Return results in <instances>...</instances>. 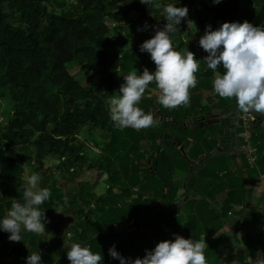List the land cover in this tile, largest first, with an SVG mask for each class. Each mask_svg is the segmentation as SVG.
<instances>
[{
	"label": "trees",
	"instance_id": "16d2710c",
	"mask_svg": "<svg viewBox=\"0 0 264 264\" xmlns=\"http://www.w3.org/2000/svg\"><path fill=\"white\" fill-rule=\"evenodd\" d=\"M179 1L181 7L188 8L189 14L198 16L202 8L205 10V16L200 19L202 35L205 34L206 26L211 25L212 30H217L224 22L243 23L247 20L254 26H264V0H228L218 4L213 3V0H199L198 3L195 0ZM158 2L161 4L159 9L149 6L144 13L143 7H139L142 4L140 0H75L70 6L77 8L78 13L75 15L67 13L61 7L56 11L54 4L59 6L63 3L62 0H0V96L7 95L11 103L10 110L0 125V220L5 217V208L12 204L14 194L16 199L22 200L23 195L14 192L19 184L16 176L23 172L24 164L32 165L35 160L40 162L42 157L49 155L58 159L56 169H64L63 171L69 172L77 164L85 165L82 163L86 160L84 144L77 139L81 129H97L107 134L103 149L115 158H118L115 151L124 143L121 136L123 132L126 131L134 139L135 134H131L130 129L115 126L106 100L119 94L117 86L124 83V77L131 71L136 69L139 75V65L148 67L150 63L155 66L150 60V54L141 52L140 46L155 34L157 27L163 28L166 23L162 7L172 3L174 5L177 0ZM130 10L139 12L136 24L131 21ZM147 14L151 16L147 17ZM135 32L139 33L133 39L135 43L128 49H122L128 41L127 36L134 35ZM184 36L181 33L180 39H184ZM68 63H75L78 71L70 72ZM202 76L198 80L199 87L212 90L209 78H212L213 70L206 65ZM86 79L90 84L85 85ZM219 105L223 112L233 105L237 107L236 100L233 104L231 100L220 101ZM210 110L211 108H207L204 110L206 113L201 111L194 116L196 120L192 125L204 123L199 115L205 116ZM235 112L227 117V121H223V127L225 130L228 126L233 128V142L240 143V139L243 144L242 138L238 136L241 122L236 123ZM237 112L241 111L238 109ZM261 118V115L256 114L254 121L250 123L251 128L260 124ZM250 135V142L256 148V153H259L264 148V143H261L258 132H251ZM175 143L176 141H172L173 145ZM108 157L106 153L108 162L99 169L108 174L107 188L98 196L102 202L94 201L95 206H90L93 199H89V192L93 191L89 187L76 195V200L79 201L75 214H79L82 220L77 222L74 231L81 240L80 244H88L91 238H96L94 244L88 245L93 253H100L101 256L105 255V249L100 246V240L107 231L111 236L114 233L111 240L116 238L119 241L114 245L115 249L122 248L125 252L128 250L129 240L133 241L131 234L134 237L139 234L137 228H134L138 226L137 223L147 228L154 226L151 220L143 219V214L149 213L148 210L158 214L168 205H173L177 199V187L169 178L160 174L155 161L154 169L146 168L140 174L131 175L125 172V177L124 171H110ZM199 159L202 160L201 157ZM245 161L247 163L246 157ZM92 166L93 164L90 165ZM255 167L256 159L255 166L248 168ZM190 170L188 163V171ZM194 178L192 173L188 174L187 181L191 182ZM133 187L137 188L135 192ZM113 188L118 191L114 192ZM49 189L50 198L40 206L41 211H45L48 216L52 214L51 208L55 202L63 203L59 193L54 194L58 190L54 183ZM148 192L161 200V207L147 205L146 199L142 197ZM133 193L136 197L132 198L126 208L113 206ZM230 206V201L225 200L219 213H226ZM84 209H87L88 215H83ZM87 216L94 219L90 221ZM61 219L62 217L59 221ZM131 220L135 221L129 225V230H114L115 223L125 225ZM59 221L53 222L49 230L45 231H51L53 236L49 240L45 239L41 250L38 245L44 238L36 240L30 233L21 232L23 241L8 247L10 234L0 230V251L3 257L9 255L12 258L10 262H6L0 257V264H15L19 252H26L31 246H36V253H42L44 264H57L59 255L63 254L56 253V244L63 234L62 230L65 231L68 227V224L62 225L63 220ZM126 234L130 236L122 238ZM172 236V239L176 238V235ZM136 239L138 241L139 237ZM220 256L218 249L214 252L215 262L211 264H225ZM250 256L254 258L253 254ZM250 261L244 264H253L254 259Z\"/></svg>",
	"mask_w": 264,
	"mask_h": 264
},
{
	"label": "rangeland",
	"instance_id": "374dc122",
	"mask_svg": "<svg viewBox=\"0 0 264 264\" xmlns=\"http://www.w3.org/2000/svg\"><path fill=\"white\" fill-rule=\"evenodd\" d=\"M62 1L63 3H60L59 6L54 4V6L56 7V11L61 7L63 8L62 10L66 11L67 13L75 15L78 13L77 8L70 7L71 4L75 2V0ZM198 1L199 0H195L196 3H198ZM221 1L223 3H226V1L228 0ZM129 4H131L130 1ZM174 5L181 7L179 0H177L176 4ZM139 7H143L142 12L144 13L149 8L146 4H140ZM164 7H162L161 9L162 13ZM129 14L131 17V21H133V24H136L139 12L130 10ZM205 14L206 13L203 8L200 10L198 16L188 13L187 19L183 20L180 25L176 26L177 30L172 35L173 47L176 50L183 52L185 49L188 48L189 51L195 54V58L200 61V70L196 73L197 81L203 77L202 74L204 72V68L206 67L204 57L208 55V53H206L202 49V47L199 46V40L203 36L200 32L202 30V24L200 23V19H202ZM147 15V17L151 16L149 14ZM188 21L191 22L188 24ZM181 33L185 35L184 39L182 40L180 39ZM138 34L139 33L135 32L134 35L127 36L128 41L122 49H128L133 43H135L133 39L135 35L137 36ZM185 37L189 41L188 45L184 42ZM141 62H143V60ZM67 65V68L70 72L76 73L78 71V67L75 63H68ZM141 65L138 66L139 74H142L144 68L146 67V65ZM146 68H148L150 72L155 71V66L150 65V63ZM209 80L211 81V77L209 78ZM84 83L85 85L90 84L87 79ZM122 84L123 82L117 86L118 92ZM204 91H207L206 95L210 94V99H204V97L206 96H202V92ZM159 94V89L156 87L155 82L154 84H149L143 98L141 99L138 105V107L142 108L146 114L151 112L154 116V119H156L158 123L152 127L140 130H136L132 127H128L127 129L125 128V130L130 129L131 134H135V137L134 139H132V137H130V135H128L126 131L123 132L121 136L124 140V143H122L121 148L118 151H115L114 153L118 156V158H115L113 155L103 149L105 145L104 142L107 139V134L102 133L97 129L90 130L85 127L81 129L77 138L78 141L83 142L84 144L83 153L86 160H83L82 163L85 165L81 166L77 164L76 166L70 168L69 172L63 171L64 169H56L58 159L54 156L49 155L42 157L40 162H37L35 160L32 165L24 164V168L22 170L23 172L16 176V180L19 182V184L17 185L16 192L14 193H20L21 195H23L27 179L33 173H36L41 177L39 182L40 188H51L54 183V185L58 188L57 192L54 191V194L59 193L60 197H62L63 199V203L55 202V205H52L51 213L53 215L51 214L48 216V214L45 213L47 221L45 224L49 228V226L52 225L53 222H58L59 218L62 217L60 221L65 220L63 221L64 225L68 223L67 231L69 235H71V238L74 239L75 237H77V234L75 233L74 229L78 225L77 222L80 223L82 220L79 214H75L78 211L77 202L79 201L76 200V195H78V193L80 192H85L84 190L86 189V187H89L93 191L89 192V199L91 200L90 197H92L93 201L102 202V199L98 198V196L99 194L104 193L106 190L101 189V187L107 188L106 177L108 174L104 171H100L99 169L103 168L107 164L106 162H108L106 161V153L109 155V164H111L110 171H112L113 169H119L121 171H124L125 177L127 176L125 172L131 175L132 173L140 174L144 172L146 168L154 169L153 161H155L157 163V169L159 170L160 174L162 176L165 175L166 178H169L173 185L181 187L182 191L183 183L181 185V182L189 173L188 163H191L190 168L192 171V175L194 176H196V170H199V164L201 162L203 163L206 160V164L209 169H217L218 171L222 169L227 171L228 169L225 163H227L228 161L226 157L222 155L220 156L219 152H215V150L216 148H218V150L221 149L224 151L225 148H229L234 143V130L225 131V128L220 123L224 120H222V118H218L220 117L219 111L217 114L211 115L208 118L214 119L217 117L216 119L219 120L217 122H214V124L209 127L200 125L193 126L192 119L194 118V116H197L199 113H201V111H203L204 113L205 109L212 108L213 105H217L216 101L214 102L213 100L214 96L215 100L218 97L223 102L226 100H231V104H233L235 98H221L213 91V89L202 90L197 82L196 87L191 90L189 107L179 106L175 109H167L158 103ZM10 107L11 103L8 96H0V125L6 118ZM200 108H202V110H200ZM237 110L238 109L234 110L236 111L235 113H237ZM211 114H213V111ZM231 115L232 114H230L229 116ZM245 128L249 133L252 132L253 128H251L250 124H248V126ZM245 128L240 126L241 130ZM221 130L223 140H221L220 138V140L217 139V141H213L212 134L214 136H217L215 133H220ZM249 139L251 140V135L249 136ZM172 141L181 142V144L184 145L185 149L181 150V145L175 146L172 144ZM239 142V145H243L240 139ZM195 149L199 150V154L202 155L201 162H199V158H191L195 154ZM186 156L190 157V159H188ZM91 164H93L92 167H90ZM195 188L190 187L191 194L195 193ZM202 191L204 192L203 187ZM202 191L200 192L204 196L205 192L203 193ZM14 195L11 201L19 200L22 202L21 199H16ZM152 195H147V197H145L146 195H143L142 197L144 200L146 199V203L147 205L149 204V206L150 204L153 205L152 203H154V200H151ZM65 196L67 197V203H65ZM133 196L136 197V194L133 193ZM122 202L114 203L113 206L116 207L118 205L119 207L126 208L127 204L125 203V200H122ZM191 205V203H187L184 205L183 203H179V205L175 206L168 205L165 209H162L158 214H153L152 216H150L149 220L154 223V226L151 229V232L154 234L152 235L153 239L160 240L159 238H161L162 234L166 235L169 238L170 233L180 235L183 232L185 226L187 225L185 223H187V220L189 219L188 215L193 209V206ZM10 208L11 204L8 208H5V216L7 215V212L10 210ZM86 210L87 209H84L83 215H87ZM87 219L91 220L90 217ZM55 227V229H57V224L55 225ZM122 228L126 229L123 223H115V231ZM127 228H130V226ZM103 237H101V240ZM95 240L96 238H91L88 241V244H94ZM9 242L10 243L8 247H10L12 244L17 243L11 242L10 240ZM45 242V239H43V241L39 244L44 245ZM31 254L32 253H29L28 251L22 253L19 252L15 264H23L22 262H26L27 256ZM107 258H110V256L106 254L103 255L100 264H105V259ZM212 258L213 257H211V259ZM3 260L10 262L12 258L11 256L6 255ZM213 262H215V259H213ZM57 264H70L67 255H59Z\"/></svg>",
	"mask_w": 264,
	"mask_h": 264
},
{
	"label": "clouds",
	"instance_id": "9594fccd",
	"mask_svg": "<svg viewBox=\"0 0 264 264\" xmlns=\"http://www.w3.org/2000/svg\"><path fill=\"white\" fill-rule=\"evenodd\" d=\"M220 2L213 0L215 4ZM140 3L156 9L161 7L158 0H140ZM188 11L187 7L173 4L164 7L166 23L163 28L157 27L155 34L140 46L141 52L150 54L155 71L150 72L146 67L139 75L136 69L131 71L124 77L119 95L106 100L110 118L116 127L140 130L158 123L151 112L146 114L138 107L146 89L153 82L160 93L158 103L163 107L175 109L190 106L191 90L198 82L196 73L200 70V61L188 48L183 52L176 50L172 40L176 26L187 19ZM184 42L189 44L186 37ZM199 46L208 53L204 57L207 68L215 72L223 65V74H215L214 92L224 99L235 98L239 111L244 114L254 112L264 115V26H254L247 20L243 23L224 22L217 30H212L208 25ZM40 179L36 173L28 177L22 202L13 200L7 215L0 220V230L10 234L11 242L23 241L22 230L37 235H43L46 231V215L40 206L50 198L51 192L49 188L39 187ZM206 248L205 236L194 241L176 235L175 240L161 241L153 250H146L143 258H125L116 251L115 246L108 251L113 259L120 260V264H208ZM67 258L70 264H100L102 260L100 253H93L90 247L81 246L80 243L71 245ZM26 264H42V253L28 255ZM253 264H264V253H257Z\"/></svg>",
	"mask_w": 264,
	"mask_h": 264
},
{
	"label": "crops",
	"instance_id": "0c3cea01",
	"mask_svg": "<svg viewBox=\"0 0 264 264\" xmlns=\"http://www.w3.org/2000/svg\"><path fill=\"white\" fill-rule=\"evenodd\" d=\"M216 72L223 74V65H220L219 68L215 70V72L213 71V76L211 78L212 87ZM212 89L214 91V88ZM206 92L207 91L202 92V96H205ZM214 97L213 100L214 102L216 101L217 105L212 106L209 114H205V116L199 115V118L203 119L204 123L201 122L198 125L209 127L214 124V122H217V117L214 119L208 118L211 115L217 114L218 111L219 114L221 112L224 114L223 116L220 115L222 120L227 121V117L232 114L234 110L238 109V107L233 105L228 111L223 112V109L219 105L220 101L222 100H220L218 97L215 100ZM204 99H210V94H207ZM212 111L213 114H211ZM261 116V123L253 127L252 133L258 132L261 143L263 144L264 115ZM192 120L195 122L196 119L193 118ZM229 122L231 123V121ZM220 123L222 125L224 124L223 121ZM228 127L229 128H226V130H233V128H230V126ZM215 134L217 136L212 134L213 141H217V139L220 140V138L223 140L222 131ZM180 145L181 150L185 149L181 142L176 141L175 146ZM194 152L195 154L191 158H202V155L199 154V150L195 149ZM215 152H219L220 156L222 155L226 157L228 161L225 163L227 165V171L222 169L220 171L217 169H209L206 164L207 160L203 163L201 160V163L199 164V170H196L195 172L196 176H194V180L191 182L187 181L188 175L184 178V180H182L181 185L183 183V191L181 190V187H177L175 185L177 187V199L173 206L179 205V203H183V205L191 203V206H193V209L188 215L189 219L187 220V223H185L187 225L180 236L186 239H193L194 241L205 236V242L208 245V248L205 249V255L208 259V264L213 262V259H215L214 252L218 249L221 253L219 258L225 264H232L233 261H235V264L248 263L250 260H255L257 253H264V148L259 151V153H257L256 167L251 169L248 168L246 164L244 150H242V146H240L238 142H234L229 148H225L224 151L221 149L218 150V148H216ZM186 157L190 159V157ZM188 172L189 175L192 173L191 170ZM190 187H197L195 188V193H190ZM202 187L205 193L202 191ZM101 189L105 188L101 187ZM113 189L114 192L118 191L117 188ZM132 189L134 191L137 188L133 187ZM200 191L204 193V196ZM144 195L147 197V195L150 196L152 194L151 192H148ZM132 198H134V196L133 194H130L129 196L124 197L123 200H125V203L128 204L132 201ZM227 199L230 201V208L227 209L226 213L224 211L219 213L221 210V205ZM151 200H154V203H152L154 206L150 204L151 207L162 206V204H160L161 200L159 198H153L152 195ZM90 206H95L93 200L90 203ZM148 211L149 213L143 214L144 220H149V217L155 214L153 210ZM89 217L91 220L94 219L92 216H87V218ZM134 221L135 220H131L128 224H125L124 227L129 230L130 228L127 227ZM137 225L138 226H134V228H137V231H139V234H137V237H139L138 241L136 239L137 237H134L130 233L133 241L129 240L127 246L128 250H125L124 252L122 248H120V250L119 248L116 249V251L125 258H132L133 260L137 257L143 258L146 254V250H153L159 242L164 240H175L163 234L161 235V238H159L160 240H154L152 236L154 234L151 232L153 227L147 228L139 226V224ZM45 230H49L47 225H45ZM22 232L28 231L25 230ZM62 232L63 234L60 237L59 243L56 244V253L67 255V251L70 250L71 245L73 243H80L81 240L78 237L72 239L71 235H69L67 231V228ZM30 234L31 236L33 235L36 240L42 238L49 240L53 236L51 231L49 233L45 232L43 235H37L35 233ZM130 234H126L122 238L130 236ZM171 235L175 234L170 233V236ZM31 236L29 235V237ZM113 236L114 233L111 236V234L107 231V234H105L102 240H100V246L105 249L106 255L109 254L108 250L110 248L119 243L118 239L116 238L111 240ZM81 246L90 247L88 244L83 243ZM38 248L41 250L42 246L39 244ZM28 252L36 253V246L29 247ZM0 253V257L2 258L3 254L1 251ZM252 254L254 255V258L250 256ZM211 257L213 258L211 259ZM22 263L26 264L25 261ZM42 264L44 263L42 262ZM105 264H120V260L110 257L105 259Z\"/></svg>",
	"mask_w": 264,
	"mask_h": 264
},
{
	"label": "built area",
	"instance_id": "2783aa9c",
	"mask_svg": "<svg viewBox=\"0 0 264 264\" xmlns=\"http://www.w3.org/2000/svg\"><path fill=\"white\" fill-rule=\"evenodd\" d=\"M256 114L257 113H254V112L250 114H244L242 112H237V114L235 115L236 123L238 124L240 121L241 122L240 125L245 128L248 126V124L251 123L252 120H254ZM258 115L260 116V114ZM238 136L241 137L243 140L242 150H244V154H245L248 166L249 167L255 166L257 150L254 146H252L250 142V139H249L250 133L245 128L238 133ZM170 237H173V236L171 235Z\"/></svg>",
	"mask_w": 264,
	"mask_h": 264
},
{
	"label": "water",
	"instance_id": "95a60500",
	"mask_svg": "<svg viewBox=\"0 0 264 264\" xmlns=\"http://www.w3.org/2000/svg\"><path fill=\"white\" fill-rule=\"evenodd\" d=\"M220 115L223 116L224 114L221 112ZM217 121H218V120H217ZM137 224H139V223H137Z\"/></svg>",
	"mask_w": 264,
	"mask_h": 264
}]
</instances>
